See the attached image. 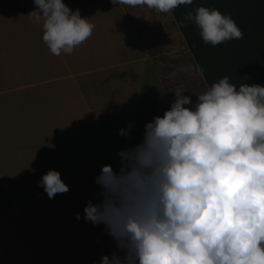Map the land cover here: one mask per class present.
<instances>
[{"label":"crops","instance_id":"0c3cea01","mask_svg":"<svg viewBox=\"0 0 264 264\" xmlns=\"http://www.w3.org/2000/svg\"><path fill=\"white\" fill-rule=\"evenodd\" d=\"M63 2L95 28L70 55L54 56L28 15L33 0H0V264L110 255L105 226L84 220L86 203L101 199L95 177L106 164L119 171L117 153L140 144L146 123L173 103L125 5ZM50 169L69 186L54 199L39 186Z\"/></svg>","mask_w":264,"mask_h":264},{"label":"clouds","instance_id":"9594fccd","mask_svg":"<svg viewBox=\"0 0 264 264\" xmlns=\"http://www.w3.org/2000/svg\"><path fill=\"white\" fill-rule=\"evenodd\" d=\"M28 15L42 25L54 56L71 54L95 25L63 0H33ZM168 13L193 0H110ZM195 23L213 47L243 39L230 14L200 6ZM163 116L146 123L140 144L120 150L119 171L106 164L84 220L103 224L115 250L99 264H264V86H237L224 76L197 97L182 90ZM133 125L118 130L128 137ZM49 199L69 191L60 172L39 181ZM80 213L76 214L79 220Z\"/></svg>","mask_w":264,"mask_h":264},{"label":"trees","instance_id":"16d2710c","mask_svg":"<svg viewBox=\"0 0 264 264\" xmlns=\"http://www.w3.org/2000/svg\"><path fill=\"white\" fill-rule=\"evenodd\" d=\"M200 6L230 14L244 33L243 39L229 40L213 47L203 42L195 23L181 26L185 14L189 11L195 14ZM171 14L206 91L224 76H228L237 89L244 83L264 86V0H193L191 5H181Z\"/></svg>","mask_w":264,"mask_h":264},{"label":"rangeland","instance_id":"374dc122","mask_svg":"<svg viewBox=\"0 0 264 264\" xmlns=\"http://www.w3.org/2000/svg\"><path fill=\"white\" fill-rule=\"evenodd\" d=\"M125 7L172 99L175 101L174 93L179 89L193 103L206 88L171 12H157L147 6Z\"/></svg>","mask_w":264,"mask_h":264}]
</instances>
